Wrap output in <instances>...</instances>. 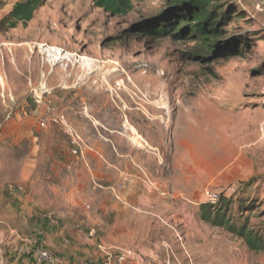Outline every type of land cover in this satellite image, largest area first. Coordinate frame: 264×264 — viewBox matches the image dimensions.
<instances>
[{"label":"rangeland","instance_id":"374dc122","mask_svg":"<svg viewBox=\"0 0 264 264\" xmlns=\"http://www.w3.org/2000/svg\"><path fill=\"white\" fill-rule=\"evenodd\" d=\"M20 1L0 0V17ZM220 1L232 9L227 55L200 53L182 26L156 37L172 0H133L120 15L89 0H44L30 36L72 55L52 96L84 155L73 156L63 128H39L36 104L24 123L19 104L0 106V264L76 247L125 248L144 264H264V252L200 216L218 194L235 212L248 205L264 229V0ZM93 87L101 96L85 102L79 91Z\"/></svg>","mask_w":264,"mask_h":264},{"label":"crops","instance_id":"0c3cea01","mask_svg":"<svg viewBox=\"0 0 264 264\" xmlns=\"http://www.w3.org/2000/svg\"><path fill=\"white\" fill-rule=\"evenodd\" d=\"M14 5L11 10L7 12L5 18L0 17V106L3 107V105H5L7 108H10L12 105L19 104L15 118L21 123H24L29 119L28 112L31 107L33 105L35 107L32 89H37V87L44 82L48 84L52 91L59 88L57 85L60 82L57 84L53 82V75L58 69V66L70 64L71 59L64 54L62 48L48 42L47 39L30 36V31L35 25L34 20L38 10L30 22L19 21L16 23V26L13 27L12 25L15 23V20L10 19L9 15ZM77 64H79V68L82 73H85V76L87 73L93 75L94 72L90 69L86 57L79 56ZM63 83H65V81ZM69 89H71L70 86ZM63 90H65V88H63ZM83 93L87 94H84L85 97L88 96L85 102H87L89 98H91L92 102V99L96 100L101 96V91L96 87H93L88 93L83 90L79 91V95H83ZM57 100H59V98H57ZM88 109L89 108H85L83 114H87ZM8 117V119L11 118L10 115H8ZM86 243L89 242L87 241ZM66 244L68 245L69 243ZM23 250L24 249H22V251ZM62 251L65 253L64 249H62ZM108 252L110 251L100 249L92 253L90 249L86 247H76L67 250L68 255L65 258L55 251V253L59 255V257H55L62 260L61 264H84L88 259L99 261L103 259ZM14 264L29 263L17 258ZM34 264L37 263L34 262ZM128 264L144 263L140 255L136 254L135 258Z\"/></svg>","mask_w":264,"mask_h":264},{"label":"trees","instance_id":"16d2710c","mask_svg":"<svg viewBox=\"0 0 264 264\" xmlns=\"http://www.w3.org/2000/svg\"><path fill=\"white\" fill-rule=\"evenodd\" d=\"M98 8L115 15L125 14L131 8L133 0H89ZM44 0H22L14 5L9 15L16 23L30 22L36 11L42 7ZM174 8L173 17L165 27H156L152 33L156 37L172 35L180 26L188 29L191 35L197 37L201 44L200 53L207 54L204 50L207 46L213 49L215 55H227L235 51L234 45H226L222 42L226 33L224 25L232 17V9H226L220 0H172ZM232 8V7H231ZM189 21V22H188ZM191 22L194 26L190 25ZM189 25V26H188ZM248 205H239L237 212L233 211L231 201L222 200L220 197L217 203H207L200 207V216L213 227L223 228L242 240L249 251L254 253L264 252V229L252 225L251 219L256 214L245 215L248 212ZM45 226L50 225L46 220ZM48 232H53L49 227ZM35 254V253H34ZM33 261L35 262L34 255ZM36 263V262H35Z\"/></svg>","mask_w":264,"mask_h":264},{"label":"built area","instance_id":"2783aa9c","mask_svg":"<svg viewBox=\"0 0 264 264\" xmlns=\"http://www.w3.org/2000/svg\"><path fill=\"white\" fill-rule=\"evenodd\" d=\"M34 101L37 105V111L39 112L38 116V125L41 129H47L50 126H59L67 132L72 138L78 148L72 151L73 156L76 158L81 157V145L77 140L79 136L75 133L74 129L69 125V120L67 117L61 113L60 108L52 96V90L47 86H42L39 90H33ZM9 191L11 194H16L23 191L22 187L10 186ZM220 199L218 194H210L209 202L217 203ZM66 243H70L67 241ZM136 254L129 249L125 248H116L112 252H108L102 260L88 259L84 264H128L135 258ZM34 259L37 264H61L62 260L55 257L51 252L45 248L38 249L34 254ZM166 264H171V261L168 260Z\"/></svg>","mask_w":264,"mask_h":264},{"label":"bare ground","instance_id":"6f19581e","mask_svg":"<svg viewBox=\"0 0 264 264\" xmlns=\"http://www.w3.org/2000/svg\"><path fill=\"white\" fill-rule=\"evenodd\" d=\"M44 52V51H43ZM61 53V52H60ZM66 53V52H65ZM62 55V54H61ZM67 55V54H66ZM67 56H69V57H72V55H67ZM66 57V56H65ZM64 58V57H63ZM85 59V58H84ZM62 60V59H61ZM83 60V59H82ZM142 72H144V71H142ZM144 74V73H143ZM143 76V75H142Z\"/></svg>","mask_w":264,"mask_h":264}]
</instances>
